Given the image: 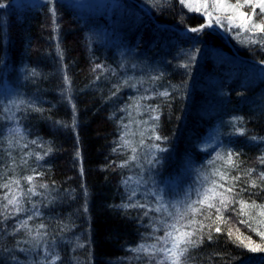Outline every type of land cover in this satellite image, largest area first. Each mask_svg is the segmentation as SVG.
I'll use <instances>...</instances> for the list:
<instances>
[{
    "label": "trees",
    "instance_id": "16d2710c",
    "mask_svg": "<svg viewBox=\"0 0 264 264\" xmlns=\"http://www.w3.org/2000/svg\"><path fill=\"white\" fill-rule=\"evenodd\" d=\"M112 1L0 0V264H264V215L239 204L264 205V33ZM214 187H233L222 220L197 203Z\"/></svg>",
    "mask_w": 264,
    "mask_h": 264
},
{
    "label": "snow or ice",
    "instance_id": "6c2138e0",
    "mask_svg": "<svg viewBox=\"0 0 264 264\" xmlns=\"http://www.w3.org/2000/svg\"><path fill=\"white\" fill-rule=\"evenodd\" d=\"M181 3H186V0H180ZM243 3L244 4H247V5H252L253 3H255V7H259L261 10H262V13H264V0H243ZM214 9H217V10H224L225 7H226V0H212V5H211ZM202 7L204 8H207L208 7V0H203V3H202ZM231 7L233 8H239V7H242L241 3H240V0H237V4L235 5H231ZM252 14L255 15V11H254V8L252 10ZM205 15H208L210 18H211V15L212 13L211 12H205ZM240 17H241V20L242 22L238 25H236V27H239V28H247L248 31H252V29H258L260 32L264 33V20H262L260 23H253L252 22V17L249 15V13H245V12H241L240 13ZM247 17V21L248 23L251 24V27H248V24L245 23L243 21V18ZM226 19L229 21V23L232 22L233 20V16L229 15L226 17ZM216 22L217 23H220L221 20H220V17L217 16L216 18ZM193 32H197V31H200V29H197V28H193L192 29ZM261 42H264V38H262ZM103 66L102 65H96V68H102ZM163 95H167V93H163ZM156 139L157 140H161L163 139L162 137L160 136H156ZM50 151V149H49ZM42 158V157H40ZM133 159H135V157H133ZM228 160L229 162H231L232 160V154L229 153V156H228ZM261 163H264V157H261ZM254 171L253 170H249V175H251V172ZM259 176L261 179H264V172H261L259 173ZM220 177H221V180H227L228 179V176L227 174L225 173H220ZM26 179L28 181H32L34 178L32 176H29V177H26ZM233 181L235 180H238L239 177H232L231 178ZM15 183H19V181H15ZM252 185L255 186V181H252ZM4 187H9L8 184H5ZM42 187H47V185H42ZM220 188H224V185L221 184L219 185ZM29 191H32V189H29ZM213 193L212 196H209L208 193L206 192L204 194V198L201 200V201H198L197 203H200V204H206L208 206V208H215L218 215H217V219L218 220H222L223 219V216H222V213H221V208L223 209H227L228 208V205L229 203L233 202V198L232 196H229V195H226V193H233V187H228L227 189L224 190V192H216L215 191V187L211 190H209ZM214 197H220L219 199V207L214 204V203H210V200H212ZM7 199V197H5ZM8 203L9 204H15L17 203L15 197H13V199L11 200H8ZM239 204L241 205V211L243 212V210L245 208H261V212H260V215H264V205H256L255 202H253L251 205L247 204V202L243 201V200H240L239 201ZM191 207V206H189ZM19 211V209H17ZM159 210V209H157ZM191 211L193 213H198L200 212V209L198 208H191ZM245 215H248V213H244ZM251 218V217H250ZM196 223H199L200 224V231L203 230L204 228V225L202 222H197L195 220H190L189 221V224H196ZM241 223H247V221H241ZM24 226V225H22ZM43 227V226H42ZM210 227V226H209ZM173 228H175V225H173ZM254 231H257L256 229H253ZM196 229H194L193 231H190V232H181L179 234V236L177 237H174L173 238V249H177V248H180V245L183 244L185 245L183 248H180V255H183L184 253H187L189 251V247H196L198 245V243L200 242V240H202V237H198L197 240H193L191 239V237L196 233ZM215 231L217 233H219L221 231V229L219 227H216L215 228ZM167 236L171 237L172 236V233H167L166 234ZM229 236L232 235L231 231H229L228 233ZM259 235L261 237H264V232H259ZM211 235H209V240H211ZM249 240H251V238L249 237L248 238ZM241 244H243V241L241 240L240 241ZM244 247H249L248 244H243ZM143 246H141L142 248ZM257 250H264V248H261L260 245H256L255 247H251V251H257ZM161 251H164V249H161ZM176 264H179V258H177V261H176Z\"/></svg>",
    "mask_w": 264,
    "mask_h": 264
},
{
    "label": "rangeland",
    "instance_id": "374dc122",
    "mask_svg": "<svg viewBox=\"0 0 264 264\" xmlns=\"http://www.w3.org/2000/svg\"><path fill=\"white\" fill-rule=\"evenodd\" d=\"M21 2H31L36 0H20ZM70 4H72L75 8H78L79 10H85V11H91L94 13L97 12V14H103L104 12H108L111 14L113 10L115 9V3L112 0H66ZM203 0H186V5L189 6L192 9L201 10L205 14V12H211V18L208 15H205L207 18V24L211 25L213 22V18H217V16L220 17V20H224L228 22V24H237L238 20H241L240 14H238V19L236 18V9L231 7L226 1V7L224 10H217L214 9L212 5V0H208V7L204 8L202 7ZM233 15V20L231 23L224 18V15L227 13H230ZM244 20V18H243ZM245 21V20H244ZM239 23V22H238ZM167 204H163L161 210H165L167 208Z\"/></svg>",
    "mask_w": 264,
    "mask_h": 264
},
{
    "label": "water",
    "instance_id": "95a60500",
    "mask_svg": "<svg viewBox=\"0 0 264 264\" xmlns=\"http://www.w3.org/2000/svg\"><path fill=\"white\" fill-rule=\"evenodd\" d=\"M212 25V27H215L213 24H211ZM259 65H262L261 63H258ZM262 66H264V65H262Z\"/></svg>",
    "mask_w": 264,
    "mask_h": 264
}]
</instances>
